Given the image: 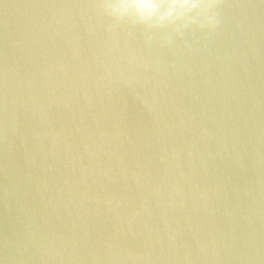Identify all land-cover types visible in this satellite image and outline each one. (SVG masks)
Returning a JSON list of instances; mask_svg holds the SVG:
<instances>
[{
    "label": "water",
    "instance_id": "water-1",
    "mask_svg": "<svg viewBox=\"0 0 264 264\" xmlns=\"http://www.w3.org/2000/svg\"><path fill=\"white\" fill-rule=\"evenodd\" d=\"M100 0H0V264H264V0L161 46Z\"/></svg>",
    "mask_w": 264,
    "mask_h": 264
},
{
    "label": "clouds",
    "instance_id": "clouds-1",
    "mask_svg": "<svg viewBox=\"0 0 264 264\" xmlns=\"http://www.w3.org/2000/svg\"><path fill=\"white\" fill-rule=\"evenodd\" d=\"M97 7L111 29L140 28L149 41L159 34L161 46L189 33H211L220 22V0H100Z\"/></svg>",
    "mask_w": 264,
    "mask_h": 264
}]
</instances>
